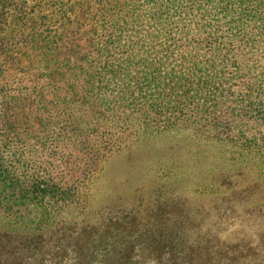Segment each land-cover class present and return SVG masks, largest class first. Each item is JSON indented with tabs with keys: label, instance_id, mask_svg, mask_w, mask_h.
Returning <instances> with one entry per match:
<instances>
[{
	"label": "rangeland",
	"instance_id": "1",
	"mask_svg": "<svg viewBox=\"0 0 264 264\" xmlns=\"http://www.w3.org/2000/svg\"><path fill=\"white\" fill-rule=\"evenodd\" d=\"M138 23L115 59L146 60L148 76L162 79L151 99L113 111L87 99L55 107L27 143L30 160L73 185L91 219L136 214L152 225L148 212L179 203L186 264H264V31L237 34L221 17ZM196 67L215 84L205 92L194 77L171 98L165 84Z\"/></svg>",
	"mask_w": 264,
	"mask_h": 264
},
{
	"label": "trees",
	"instance_id": "2",
	"mask_svg": "<svg viewBox=\"0 0 264 264\" xmlns=\"http://www.w3.org/2000/svg\"><path fill=\"white\" fill-rule=\"evenodd\" d=\"M142 16L221 17L237 34L262 32L264 0H0V264H186L180 224L187 216L179 203L148 212L152 225L136 214L107 219L99 211L91 219L74 186L30 160L33 149H26L38 142L45 115L75 99L110 103L106 111L151 99V84L162 79L148 76L146 60L115 59ZM201 68L169 80L171 98L190 92L182 89L194 77L202 91L215 84L216 75ZM18 73L11 94L7 86Z\"/></svg>",
	"mask_w": 264,
	"mask_h": 264
}]
</instances>
